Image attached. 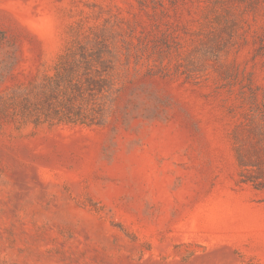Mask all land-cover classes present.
I'll list each match as a JSON object with an SVG mask.
<instances>
[{"label":"rangeland","instance_id":"obj_1","mask_svg":"<svg viewBox=\"0 0 264 264\" xmlns=\"http://www.w3.org/2000/svg\"><path fill=\"white\" fill-rule=\"evenodd\" d=\"M81 45L101 123L24 119ZM0 264H264V0H0Z\"/></svg>","mask_w":264,"mask_h":264},{"label":"trees","instance_id":"obj_2","mask_svg":"<svg viewBox=\"0 0 264 264\" xmlns=\"http://www.w3.org/2000/svg\"><path fill=\"white\" fill-rule=\"evenodd\" d=\"M111 68L101 48L89 51L81 45L69 49L59 56L53 75H46L32 93L24 91L21 116L35 124H100L106 108L105 101L98 102L97 98L102 99L111 89L104 75ZM91 111L100 117H91ZM239 155L242 166L258 168L257 163H243L241 152ZM245 181L258 184L252 179Z\"/></svg>","mask_w":264,"mask_h":264}]
</instances>
